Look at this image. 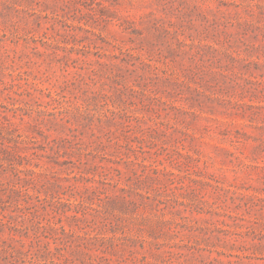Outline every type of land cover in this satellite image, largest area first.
Instances as JSON below:
<instances>
[{
    "label": "rangeland",
    "instance_id": "obj_1",
    "mask_svg": "<svg viewBox=\"0 0 264 264\" xmlns=\"http://www.w3.org/2000/svg\"><path fill=\"white\" fill-rule=\"evenodd\" d=\"M177 76L188 84L181 92ZM263 80L264 0H0V264H31L36 224L59 217L31 207L25 193L51 199L73 184L103 188L84 179L101 175L111 185L94 200L100 212L62 222L83 227L74 231L84 237L122 236L101 264H118L130 250L163 264L166 244L180 242L201 250L173 248L182 253L174 264H264ZM56 91L61 103L49 97ZM87 102L84 118L64 109ZM183 145L209 173L143 172L142 163L157 161L184 174L167 156ZM176 223L198 230L168 236ZM140 238L164 245L142 249ZM97 254L70 248L69 264Z\"/></svg>",
    "mask_w": 264,
    "mask_h": 264
},
{
    "label": "trees",
    "instance_id": "obj_2",
    "mask_svg": "<svg viewBox=\"0 0 264 264\" xmlns=\"http://www.w3.org/2000/svg\"><path fill=\"white\" fill-rule=\"evenodd\" d=\"M200 54V52H197L196 54H194V56H198ZM145 65L149 66L152 69L155 70H161L159 67H156L153 64H150L146 61H143ZM91 64V63H90ZM92 72H95V70H91ZM165 73H168V71H163ZM200 73V72H199ZM198 72L192 71L191 77L195 80L198 76H200ZM75 74L77 76H80L79 72L76 71ZM176 84V87L181 88L178 89V92L182 91V87L187 86V82L186 80H182L180 78V76L176 77V80L174 82ZM262 83L264 84V80L262 81ZM261 83V84H262ZM34 85L37 86V84L34 83ZM66 87L70 88V86H74L75 83L74 82H67L66 83ZM12 87H14V84H11ZM241 86V85H240ZM189 88L192 89L191 86H188ZM242 87V86H241ZM243 90L245 88H242ZM195 91H197V93H199V90L197 88H194ZM26 92H29L28 90H26ZM30 93V92H29ZM179 94V93H178ZM181 94V93H180ZM49 97L51 98L52 102H59L61 103V92L56 91V94L53 95L51 92L49 93ZM157 101H160L157 97L154 98ZM88 103L87 102V106H79L77 104H72L70 107H64V109L68 110L71 112V114L74 117H85L84 116V112H86L88 110ZM264 107V106H263ZM173 110H176L178 112H184L187 113L186 110H184V108H180L177 106H172L171 107ZM108 112L110 113H116V111L114 109H108ZM184 134L188 137H191L193 140L198 139L196 136H194L193 134H190L188 132H184ZM94 136H96V134H93ZM97 138L101 141V144L104 145V140L102 139V137L97 136ZM186 140L183 139V141ZM107 141L108 142H112L113 139L111 136L107 137ZM70 148H77L80 145L79 140H70ZM130 150H132L133 152L137 151V148L132 146L130 147ZM155 154L160 155L162 154L160 152V150H155L154 151ZM82 156H87V153H81L80 155V159L82 158ZM168 159H172V161H177L179 162L181 165H183L185 167L184 169V174H180V173H175V172H171L168 171L167 168H161L159 164L153 163V164H146V163H142L141 165L143 166V172H152L153 174L159 176V175H172L173 177H183V175H187L189 177H192L194 175H201V174H207L209 173L207 171V163L204 161L202 162V159L200 157H196L194 154H191L190 151L186 150V146L183 145V150H179V149H175L172 152H168L167 153ZM162 162V161H159ZM162 164V163H160ZM103 168V167H102ZM135 176L139 177L140 175L138 174L137 171H135ZM107 177V174L105 175ZM101 180L98 181L97 179H95V177H87L84 178L86 180V182H90V183H101L104 187L101 188L95 184L88 186V185H84V186H80L77 184H73L70 186H67L64 188L63 192L58 193L57 195H52L51 199L48 198H41L40 196H36L34 197L33 195L29 194V193H25V196H27L26 202L27 203H31V207L34 208H42L43 210H50L51 214L53 215V219L57 218V215H59L57 221H51V219L49 220L48 225H43L42 223L38 222L36 224L37 230L34 233L35 236V240H36V244H37V249L31 253L32 256L30 257L31 260L29 261L31 264H34V258L41 260L44 263H35V264H47V262H49L50 264H69V263H74L75 261H73L70 256H68V252L69 249L73 248V247H81L84 246L86 249L90 250V251H100L101 254H97L96 256H91L90 257V262H88V264H101L102 261H109V259L106 257V253L108 252V250L113 249L115 250L117 247H120L122 245V236H117L116 234H113L111 236H106V237H101V236H93V237H84L80 234H77L76 231H74V228H78L79 230H84L83 227H81L78 224L75 225H70L71 228L67 229L65 225L62 224L63 222V217H66L67 219L71 218L74 219L76 221H80L82 218L79 217L80 214L83 215V217H86L87 215H93L96 216L92 213V211H95L97 213L100 212L99 208H96L94 205L97 204L96 200H103L104 197H108L107 195V188L106 185H111V183H109L107 181V178H103L101 175ZM191 187V186H190ZM67 194L69 195V198H66ZM36 198V203L34 202V199ZM74 198V201H72L71 199ZM150 198V197H148ZM46 202V203H44ZM162 204V202H160ZM179 204L182 205H186L185 201H178ZM72 207H75V209H72ZM72 211L74 212V215H68V212ZM199 212V211H198ZM226 216H229L226 215ZM27 219L30 223H32L35 226V221L33 218H31L30 216H27ZM149 221V218H141L139 225L142 228H145V226L147 227V222ZM92 223L96 224V220L93 219L91 221ZM162 227L163 225H165L163 220L157 221ZM159 228V227H158ZM153 229H155L152 225L149 227V232L151 231V233L154 231ZM148 230V227H147ZM198 230L197 226L195 224H181V223H176L174 227L170 226L168 228L167 231V235L168 236H172L174 233H176L175 235L178 236L180 235L182 232L185 231H196ZM44 239H46V241H44ZM77 240H84L85 242L83 243H78ZM90 240L94 241L90 242ZM141 241V248L142 249H147L145 244H148L150 248L155 247V249H160V247L162 245H164L163 243H160L158 241L154 242L151 241L149 239H145V238H140ZM183 241V240H181ZM54 243L56 244L55 249L58 250L59 252V257L58 260L56 261L55 257H54V253L52 252L51 249V244ZM166 247L168 248V254L169 257H165L163 258V264H174L172 261L173 255H178V254H182L180 252L174 251L172 250L173 248H179L180 250L182 249H186L190 252H192V250H201L198 249L197 247H195L194 245H190V244H185L184 242H180V243H174V244H166ZM31 252V251H29ZM26 252L25 255H27ZM211 253L213 251H210ZM217 254L219 256L224 255L225 253H222L221 251H216ZM22 254H24L23 252H21ZM131 253V257L130 258H126L122 261H119L118 264H122L125 262V264H128V261L133 262L134 264H155V263H151V261L148 260V258L146 257V255L141 256L140 258L137 257L136 252L133 250H130ZM240 259H252L251 255H246V256H238ZM261 260H264V257L260 258ZM22 264H25L26 258L22 257L21 259ZM107 264H110L107 262Z\"/></svg>",
    "mask_w": 264,
    "mask_h": 264
}]
</instances>
